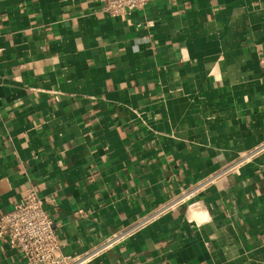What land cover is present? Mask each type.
Listing matches in <instances>:
<instances>
[{
  "label": "crops",
  "instance_id": "1",
  "mask_svg": "<svg viewBox=\"0 0 264 264\" xmlns=\"http://www.w3.org/2000/svg\"><path fill=\"white\" fill-rule=\"evenodd\" d=\"M263 58L264 0H0V215L36 190L83 264H264Z\"/></svg>",
  "mask_w": 264,
  "mask_h": 264
},
{
  "label": "built area",
  "instance_id": "2",
  "mask_svg": "<svg viewBox=\"0 0 264 264\" xmlns=\"http://www.w3.org/2000/svg\"><path fill=\"white\" fill-rule=\"evenodd\" d=\"M169 0H100L103 10L114 18L121 19L131 11L144 10L148 6ZM264 69V58L261 60ZM264 80V76H263ZM227 170L222 169L175 196L161 206L146 214L139 225L155 221L163 214L195 197L209 187ZM48 198L36 190L29 189L27 194L15 204L14 208L0 215V238H6L11 247L25 256L26 264H83L90 256H73L62 250V237L52 212L48 208ZM117 234L109 239L107 245L123 238ZM202 264V263H198Z\"/></svg>",
  "mask_w": 264,
  "mask_h": 264
}]
</instances>
